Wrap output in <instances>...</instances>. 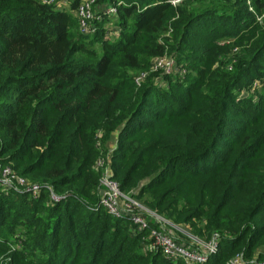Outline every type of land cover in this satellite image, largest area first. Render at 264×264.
<instances>
[{"label": "trees", "instance_id": "1", "mask_svg": "<svg viewBox=\"0 0 264 264\" xmlns=\"http://www.w3.org/2000/svg\"><path fill=\"white\" fill-rule=\"evenodd\" d=\"M117 1L83 34L54 3L0 0V164L40 186L0 182L4 264H185L151 247L156 222L140 230L99 204L114 135L123 193L216 234L202 264L264 262V19L247 4L260 13L264 0ZM163 55L186 73L149 71ZM256 79L262 94L244 95Z\"/></svg>", "mask_w": 264, "mask_h": 264}, {"label": "built area", "instance_id": "2", "mask_svg": "<svg viewBox=\"0 0 264 264\" xmlns=\"http://www.w3.org/2000/svg\"><path fill=\"white\" fill-rule=\"evenodd\" d=\"M46 3H70L72 0H43ZM182 0H170L171 4L176 5L180 3ZM121 1H117V4H120ZM96 4L94 0H80L76 5L75 11L78 13V22H79V31L83 34H94L95 33V22L92 23L93 18H97L98 22L102 20L104 16L107 18H114L117 13V5L116 4H105L99 5L96 12L93 10V6ZM249 10L252 11V7L249 6ZM259 19V18H258ZM257 19V21H258ZM261 19V17H260ZM264 19V18H263ZM263 19L261 22H263ZM260 22V23H261ZM106 35L112 36L113 38L118 37V33L120 32L119 27L115 24H109L106 26ZM108 38V37H104ZM175 58L168 55L156 56L152 59L151 66L149 71H156L173 75H184L185 70H181L175 62ZM177 69L174 71L173 69ZM161 72V73H162ZM147 72H141L140 75L134 78L136 84H139L142 80H144ZM255 84L253 87H256ZM97 165L103 169L102 177H101V188H100V198L99 204L101 207L106 209V211L113 216H120L123 212L130 214L131 219L135 225L138 226L140 230L147 228L148 223L151 221L156 222V226H152L149 229V235L152 238L151 247L158 248L172 261H176L182 259L186 264H202L205 262L210 254H213L217 250V243L215 240L216 234L213 236V241L209 244L205 249L202 246L197 247H186L183 240L178 239L175 235L171 234V231L165 233L163 229L159 226V218L155 217L154 220H150V215L145 208H142L140 205H136L133 201L134 197L128 196L125 193L121 192L118 183L112 179V174H108V170H110V162L106 159L99 158L97 160ZM111 171V170H110ZM0 182L6 186V188L13 187L23 188L26 191H29L33 194H37L40 189L39 185L29 184L23 178L17 176L14 171L8 166H2L0 164ZM127 199L125 198V195ZM62 197L55 195L51 191L50 199L51 201H59ZM195 242L199 243L198 239H194ZM250 264V262L245 263L241 256H237L233 260L229 262V264ZM254 264V263H251ZM261 264H264L262 262Z\"/></svg>", "mask_w": 264, "mask_h": 264}, {"label": "rangeland", "instance_id": "3", "mask_svg": "<svg viewBox=\"0 0 264 264\" xmlns=\"http://www.w3.org/2000/svg\"><path fill=\"white\" fill-rule=\"evenodd\" d=\"M96 0H94V2H95ZM119 2V1H118ZM113 3H117L116 2V0H115V2H112V3H110V4H113ZM247 4H248V10H249V6H251L252 7V11L251 12H253L254 14H255V19L257 20L258 18V22H261V20L264 18V10L263 11H260V13H256L255 12V9H254V7L252 6V5H250L249 4V1H247ZM100 5V3H97L96 2V4H94V6H93V10H94V12H96V10L98 9V6ZM58 8H62V9H64V10H69L70 11V9H69V2L68 3H66L64 6H61V7H58ZM73 15H74V17L76 18V20H77V27H78V29H79V22H78V13H77V11H75V9L73 10V11H70ZM260 17H261V19H260ZM98 19L97 18H93V21H92V23H94V24H96V22H98L97 21ZM102 21V20H101ZM112 23V21H106L105 23H104V26L106 27V26H109V24H111ZM118 34H120V33H118ZM104 37H108V38H106V39H110V40H113L112 39V36H107L106 34L104 35ZM229 41V40H228ZM176 62V61H175ZM176 65L181 69V70H185V72H184V74L186 73V71H187V69H186V67L185 66H183L181 63H178V62H176ZM174 71H177L178 70V68L177 69H173ZM142 72V71H141ZM141 72L139 71V72H135L136 73V75H134V78L136 77V76H138V75H140L141 74ZM160 72H162V71H160ZM163 73V72H162ZM258 82H260L258 79H256V80H254V83H253V86L255 85V84H257V89L255 88V89H252V90H250V89H245L246 91H244V95H249V94H253L255 97H257V96H260L261 94H262V91H259L258 90V88L260 87V85L258 84ZM115 137V135L113 136V138H112V143H111V146H110V148H109V152H108V154H107V159H108V161L110 162L111 161V152H112V150H113V148H114V146H115V143H114V138ZM110 143V142H109ZM108 143V144H109ZM107 147H109V145L107 146ZM108 172V174H112V171H110V170H108L107 171ZM136 191H137V189H135V190H133V193H136ZM122 192V191H121ZM125 195V194H124ZM124 199H127V197H126V195H125V198H123V200ZM133 201L135 202V204L136 205H140L142 208H145L147 211H148V213H149V217H150V220H154V218L155 217H157V218H159V223L158 224H160L159 226L163 229V231L165 232V233H167L168 234V232L169 231H171V234L172 235H175L178 239H180V240H183V242H184V244H185V246L186 247H188V246H190V247H197V245L198 246H202L204 249L206 248V247H208L209 246V244H211L212 243V241H213V236H214V234L213 233H207L206 232V230L204 229V228H202V230H201V233L200 234H198V233H193L192 231L194 230L193 229V226H192V224H190V223H174V222H172V221H169L168 219H166L165 217H162L161 215H159L157 212H155V211H152V210H149V208L144 204V202L142 201V200H140V199H137V198H134L133 199ZM112 215V214H111ZM192 222H194V221H192ZM199 227H202L203 225L202 224H200V225H198ZM14 237H19V235L17 234L16 236H14ZM194 239H198L200 242L199 243H197V242H195V240ZM19 247H20V245H19ZM18 247V248H19ZM12 248V247H11ZM13 249V248H12ZM3 259L4 258H2V255L0 256V264H2V262H3V264H4V261H3ZM6 260H8V257L6 258ZM179 260H182V259H179ZM183 261V260H182ZM184 262V261H183ZM185 263V262H184ZM251 263H254V264H261L262 262H258V259H257V257L256 256H254V257H252V259H251V261H250V264ZM186 264V263H185ZM239 264H242V263H239Z\"/></svg>", "mask_w": 264, "mask_h": 264}, {"label": "crops", "instance_id": "4", "mask_svg": "<svg viewBox=\"0 0 264 264\" xmlns=\"http://www.w3.org/2000/svg\"><path fill=\"white\" fill-rule=\"evenodd\" d=\"M65 5V3H62V2H59V3H57V6L58 7H61V6H64ZM101 5V4H100Z\"/></svg>", "mask_w": 264, "mask_h": 264}]
</instances>
